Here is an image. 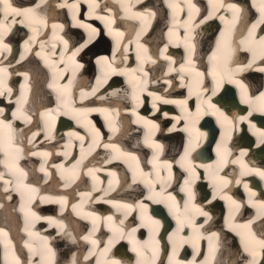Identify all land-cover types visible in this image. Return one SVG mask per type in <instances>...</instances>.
Returning <instances> with one entry per match:
<instances>
[{"label": "bare ground", "instance_id": "obj_1", "mask_svg": "<svg viewBox=\"0 0 264 264\" xmlns=\"http://www.w3.org/2000/svg\"><path fill=\"white\" fill-rule=\"evenodd\" d=\"M45 1L41 3V0H12L14 6L22 8H35L39 4L40 6L36 9L37 15L45 19L47 25H34L37 27V32L33 33L27 24H17L4 37V42L10 46L11 51L0 50V67L7 68L5 81L12 89L11 95L6 93L0 97V107L5 109L0 118L13 123L16 130V141L24 149L18 162L19 167L27 173L23 183L37 189L35 193L27 189L17 191L15 177L7 172L5 179L10 180L11 183L5 185L3 181H0V229L7 234L6 236L0 235V264H6V242H10L7 247V264H13L14 258H18L21 264H29V262L50 264L55 257V264H72L73 260L76 264H98V262L99 264H111L112 260H119L121 264H155L160 255L164 264H168L169 257L173 256L174 241L179 242L176 237L169 240V236L177 230V215L180 216L181 221L185 220L183 211L187 194L181 192L180 188L188 175L185 169L181 168L179 161L184 153L183 145L188 144L189 132L184 130L187 121L182 118L185 113L179 104H165L162 100H157L155 101L156 108H153L154 100L149 93H156L166 100H188V111L193 113L196 111L198 96L200 101L211 97V103L235 121L234 125H228L223 122L222 118L218 119V114L213 115L204 104L206 114L202 117L208 116V118L202 121L204 119L201 117L194 126L190 124L188 126L192 128L194 137L195 129L206 134L199 137L198 141L194 139L197 146L189 160L196 167V171L202 170L199 177L205 181L204 185L198 181L192 184L191 187L195 193L193 203L208 212L211 219L205 224V217L195 216L196 224L202 225L200 229L202 238L194 241L195 247L193 243L179 247L174 260L179 261L180 264H190L195 256V264H248L252 258L243 250L244 245L241 242L240 233H247L249 230L237 226L247 225L251 221L250 231L258 239H264V208L261 207V202H264V178L257 175L255 171L256 169L264 170L263 164L261 168L259 166V163L264 161V136L260 134L264 132V117L260 118L259 122L252 116L245 121H240L238 117L248 116L249 112L264 114V111L260 110L264 108V101L257 99L260 95L258 90L262 89L264 92V72L260 71L264 68V62L261 60L256 62V59L253 62V51L249 58L247 53L243 52L240 55L241 59L230 60L228 68L233 70L231 75L227 72L221 73L214 80L212 71L206 72L205 69L207 66L213 68V61L209 57L217 51V48L209 50L210 43L206 47L204 46L206 43L201 42L202 38L210 36V32L220 27L218 37L214 41L216 43L222 41L223 38L219 37L222 32L237 28L235 18L238 13L241 12L240 16H246L245 18L252 15L250 6L254 8L261 20V0H249L250 5L246 4L248 0H212V3L209 0H190L195 8L191 9L193 19L187 26H185V21H188L190 9L186 0H142V2L138 0H95L91 10L88 11L89 5H85V10L79 16L77 14L81 9L80 3L87 4L88 0H50L48 3ZM53 3L55 8H52ZM169 3L179 4L180 7L174 10L169 7ZM72 5H78V7H71ZM228 5H235L239 12L230 9ZM197 8L201 12L199 16H197ZM147 10L155 15H149ZM85 11L88 12L84 13ZM138 12L145 13L144 17H137L135 13ZM210 13H212L211 18H208ZM99 17H104V19ZM202 20L205 22L200 23ZM80 23L91 25V28H83ZM53 25L63 27L53 29ZM92 28H95L98 33H101L102 28V34L107 38L110 37L111 40L100 38L96 41L98 35L92 34ZM188 28L191 29V38L186 39ZM251 28L252 25L249 30ZM78 30L84 34V41L70 49L72 53L67 52L65 56H60L62 53L54 51L58 39L48 38V33L54 37L60 36L61 32L66 35L77 32L76 36L80 38L82 34H79ZM116 33H123V36H118ZM258 33L255 36L257 41L261 37ZM62 39L66 37L62 36ZM249 39L248 35L240 40V43ZM25 41H28L27 48ZM66 41L71 46L72 41H75V36H70ZM108 42L114 45L113 53L120 49L118 55L123 56L124 59L132 57V61L129 64L119 65L114 63L106 52L102 55L94 54L93 50L105 47ZM186 43L195 44V50L191 53L192 64L188 63L189 50L185 47ZM82 44H86L87 47L76 55L81 59H74L72 65L64 63L66 59L72 58L73 53ZM166 45L167 50L165 51ZM240 49L249 50V45L241 43ZM181 52L185 53L182 58L179 57ZM18 53L20 54L16 59L15 56ZM41 53L44 54L40 55ZM22 55L24 59L21 60ZM105 55L112 67L118 69L116 73H113L103 61L97 63V60ZM149 56L156 61L155 64L147 59ZM165 56L171 58L167 65L168 59H165ZM245 61L248 62L243 65L242 62ZM250 62L253 64L248 67ZM181 65H184L186 69L195 68L196 71L203 72L204 76L200 78L194 73L182 72ZM169 67L175 71L169 72ZM241 67L245 69L243 72L234 71ZM141 68L143 71H140ZM119 70H126L129 74L120 75ZM132 70L136 71L132 72ZM79 71L82 73L77 75L80 77V83L75 85L74 95L66 99L67 96L62 95L65 91L64 86L71 87L69 76ZM149 71L151 74L148 75ZM44 72L47 73L46 76L54 74V78L48 79ZM25 74H27V79H25ZM182 76L183 79H181ZM102 77L103 80L110 77L113 80L104 89L101 88ZM206 77L208 80L205 79ZM98 78L99 84L97 83ZM174 78L177 79L174 80ZM200 79L203 82L205 79L207 85L202 86L203 83L201 86L197 85ZM130 80L137 85L138 100L136 101L132 99L133 83H130ZM252 80L255 81L254 88L251 85ZM218 81H220L219 87H217ZM241 84L247 89L244 99H248L249 103H244L242 100ZM189 87L194 93H198V96H189ZM142 88L143 91H141ZM93 89H96L95 95H91ZM213 89H216L214 96L212 95ZM22 92L23 98H21ZM113 92L117 95H112ZM224 95L229 97V100L227 103L220 104ZM86 98H91V100L84 102ZM61 99L67 104V108L61 104ZM18 100H21L19 111ZM256 105L258 107H255ZM71 108H96L108 109V111L90 112L86 119L81 117L80 123H77L71 115L63 114ZM49 110H52L51 116L45 115ZM13 112L17 113V118L12 116ZM164 113H168L167 118L164 117ZM138 116L160 125V131L150 137L151 140L164 145V155H160L159 159L154 162L156 167L150 163L153 161L156 150L144 143L148 128L145 127L143 121L136 123ZM26 117H31V120L28 121ZM98 117L105 121L107 132L101 126ZM176 117H181L179 122L175 119ZM46 119L50 123V134L49 128L45 126ZM58 120L60 125L56 127ZM88 121L91 123L89 124ZM200 121L204 122L201 126ZM211 121H214V124ZM210 122L211 124L208 125ZM110 123L118 131L113 132L109 127ZM173 124L178 129L175 127L174 131L168 133L167 129ZM93 125L99 131V135L95 134ZM244 126L250 140L233 138L237 129L242 130ZM37 132L39 135L34 137L33 133ZM69 133H78L79 136L84 137L83 142L77 136H69ZM180 134L183 136L182 139ZM29 139L32 140L31 144L28 143ZM105 144L110 147L105 148ZM112 145L116 147L113 148ZM204 145L206 148L209 147L206 156L203 159L195 157L199 150L197 148H204ZM217 145L220 146L219 149ZM212 148L217 155H211L209 158L208 151ZM34 152H47L49 155H31ZM242 152L245 154L241 155ZM127 153H131V156L126 155ZM133 156L136 159H132ZM164 161L172 165V178L167 183L161 181L156 186L153 182H156L157 168L160 169L162 177L168 176V170L162 167ZM122 163L126 164L129 174L122 172ZM41 165L46 169L45 172L40 171ZM201 165L209 167H200ZM215 169H218L219 177L227 180L236 178L241 183L230 186L227 184L213 199V193L217 191L216 186H213L214 181L221 183L218 177H215ZM231 169L237 173L232 175ZM0 171H5L3 165H0ZM241 172L246 175L242 176ZM252 176L260 180V185L253 184ZM209 180L212 181L208 182ZM148 181L154 185V192L150 190ZM245 183L249 186L247 190L244 188ZM234 186H237L238 191ZM21 192H23V197ZM155 193H160V195L156 196ZM241 193L243 199L240 197ZM149 195H153L154 199L149 200ZM169 195L174 196L175 201L167 199ZM29 197L33 198L31 202H29ZM60 197H63L66 203L55 202ZM226 197H231V200H235L240 207L236 208ZM43 198L50 199L45 202ZM157 200L163 202L158 203ZM217 201L223 212L217 213L220 210L216 204ZM140 202L148 206V216L160 221L161 226L158 230L146 218L143 222L146 226H142L141 212L137 207ZM22 204L25 210L31 208V211L42 219L36 220L31 215L26 217L25 212L21 211ZM121 205H132V208L126 209L120 207ZM177 207H179V213H177ZM249 210L246 216H242L243 211L248 212ZM71 213H74L77 218L73 219ZM165 216L171 219V224H166L167 227L163 228L164 224L161 220L165 219ZM49 217L53 221H61L65 226L64 230L61 231L56 223L50 222L47 219ZM108 217L112 219L109 220ZM82 219L84 222H81ZM94 219L95 225L93 224ZM40 221L41 225L45 224V227L42 228L40 224H37ZM118 228L123 229V238L118 239L114 235L113 230ZM133 228L137 231L129 235ZM213 232L217 234V237L210 242L208 237ZM89 234L92 240L97 241L95 246L91 240L82 239ZM180 235L191 237L193 230L185 227ZM110 239L114 241L111 246L108 243ZM50 240L59 242L58 244L54 242L47 244ZM103 240L106 241L104 244ZM116 244H120V252L110 251L111 247ZM168 245L171 246V251L166 256L164 253ZM185 247L188 248L187 251L190 250L191 254L186 258L180 257V251ZM106 248L108 251L105 253ZM127 248L134 252V255L127 253L125 250ZM49 249L51 253L54 251V256L48 257L47 250ZM257 253L258 264H264V254L259 248H257ZM85 257L88 259L85 260Z\"/></svg>", "mask_w": 264, "mask_h": 264}, {"label": "snow or ice", "instance_id": "obj_2", "mask_svg": "<svg viewBox=\"0 0 264 264\" xmlns=\"http://www.w3.org/2000/svg\"><path fill=\"white\" fill-rule=\"evenodd\" d=\"M138 2H142V0H138ZM186 2L189 5V12H188V21H185V26H187L189 24V22L192 21L193 19V15L191 12L192 8H195V5L191 4L190 0H186ZM210 3H212V0H209ZM41 3H43V0H41ZM95 4V0H90V6ZM40 5H36L35 8L33 7H17L14 6L12 0H0V50H7V51H11L10 46L8 44H6L4 42V37L10 33L13 29V27H15L17 24L20 25H24L27 24V26L29 28H31L33 33L37 32V27L39 25H47V21L41 17H39L37 15V11L36 9L39 7ZM62 7L65 5H61ZM98 6V5H97ZM221 7L223 5H220ZM71 7H78V5H72ZM169 7L173 8L174 10L176 8H179V4H175V3H169ZM228 7L230 9H233L235 12H239V9L235 6V5H228ZM149 15H155V13L151 12L150 10H147ZM200 10L197 8L196 12L198 13ZM260 13H261V17L262 19L258 22V23H254L252 25V28L249 30V37L250 39L247 41H241V43H247L249 45V50L253 51V62L255 61V59L257 57H259V59L261 60V62H264V36H261L259 38V40L257 41L255 39V32L254 30L260 25V24H264V0H261V7H260ZM135 15L137 17H141L143 18L145 13L143 12H138L135 13ZM212 13L209 14L208 18H211ZM100 19H104V17H99ZM73 19L75 20L76 17L74 16ZM221 19H224L223 17H221ZM10 22V23H9ZM79 23V21H77ZM205 21H200V23H204ZM80 26L83 28H91V25H87V24H83L80 23ZM56 27H63L62 25H53V29H55ZM264 30V29H262ZM171 31V30H170ZM92 34L95 35H99L98 31L95 28H92ZM110 35L112 34L111 31L109 33ZM116 35L118 36H123V33H116ZM221 37L224 38L222 41H218L217 42V51H214L212 53V55L209 57V59L211 61H213V68H212V76L213 79L216 80L217 76L220 75L221 73H225L227 72L229 75H231L232 73V69L228 68V64L231 60V55H232V49H231V42L225 38V33H221ZM191 38V29L188 28L187 29V34H186V39ZM118 46H119V41L117 42ZM64 45L67 48L68 46V41H64ZM25 47H28V41H25ZM87 47L86 44H82L79 48L76 49V51L73 53V56H76L77 54H79L83 48ZM142 47V46H140ZM185 47L189 50V59H188V63L192 64V58H191V53L194 52L195 50V44L193 43H186ZM167 50V45L165 46V51ZM147 50L145 49V52ZM163 55V53H161ZM37 55H39V53H37ZM115 57V53H113V58ZM24 59L23 55L21 56V60ZM137 59H140V56H137ZM148 60H150L153 64L156 63L155 60H152V58L149 56L147 57ZM165 59L171 60L170 57L165 56ZM101 61H103L108 68L111 69V71L113 73H116L118 71L117 68L112 67V64L109 62L108 57H100V59L97 60V63H101ZM252 62L249 63L248 67H251ZM78 67H80L78 65ZM182 72L183 71H188L189 73H194L196 77H200L202 78L204 76L203 72H198L195 70V68H188L186 69L184 65H181V69ZM245 69L244 68H236L234 71L235 72H243ZM7 68L4 67H0V97H3L6 93L8 95H11L12 93V89L10 87L7 86L6 81H5V75L7 74ZM136 70H132V72H135ZM140 71H143L142 68L140 69ZM169 72L175 71V69H173L172 67H169L168 69ZM260 71L264 72V68H261ZM119 74L120 75H128V71L126 70H119ZM144 75H147L146 73H144ZM25 79H27V74H25ZM138 79V78H137ZM181 79H183V76L181 77ZM130 83H133L132 80L129 81ZM230 82H236L237 81H230ZM97 83H100L99 78L97 79ZM203 80L200 79L198 81V84L202 85ZM71 84V81H69V85ZM220 81L217 82V87H219ZM24 86H22L23 88ZM49 87H53V85H49ZM136 87L137 85L135 83H133V94H132V99L133 101L138 100V95L136 93ZM241 89H242V100L244 103H249L250 101L248 99H244V96L246 95L247 89L245 88L244 85H240ZM67 88L68 86H64V93H62V95H66L67 94ZM144 89L142 88L141 91H143ZM205 91H207V89H205ZM96 93V89H93L91 95H95ZM112 95H117L116 92H113ZM149 95H151L153 97L154 103H153V108H156V103L155 101L157 100H162L163 103L168 104V103H172V104H179L181 106L182 111L185 113L184 117H182L185 121L188 122V124L193 125L198 122V120L206 114V110L203 108V105L206 104L207 105V109L212 111L213 115H217L218 114V119L222 118L223 122H226L228 125H234L235 121L230 119L227 115H225L222 111H220V109L216 108V106L214 104L211 103V97L208 98V100H204V101H200L199 100V96L198 93H194L192 91V88L189 87V96L192 95H197L198 96V102L196 104V111L195 113L188 111L187 105H188V100H179V101H174V100H166L163 99V97L158 96L156 93H149ZM212 95H216V89L212 90ZM83 96V94H82ZM21 98H23V92L21 93ZM258 100L264 101V92H261L259 97H257ZM18 104V111H19V106L21 104V100L17 101ZM61 104H64V107L67 108V104L64 103L63 99H61ZM59 110V109H57ZM261 111H264V108L260 109ZM51 111L49 110L48 113H46L45 115L47 116H51ZM97 111H103V112H107L108 109H77V108H71L68 109L67 111H65L63 114L64 115H71L73 119L77 120V123H80V119L81 117H83L84 119H86L87 114L90 112H97ZM135 111V110H134ZM5 112V109L3 107H0V117L3 116ZM252 112L248 113V116H239L238 119L240 121H245L248 119L249 116H252ZM12 116L14 118H17V113L13 112ZM168 113H164V117L167 118ZM26 119L28 121L31 120V117H26ZM177 120V122H179V120L181 119V117H176L175 118ZM141 121H143L144 125L146 128H148V132L145 136L144 139V143L149 145L150 147L154 148L156 150V154L153 157V161H150V163H153V166L156 167V164L154 163L155 161H157L159 159L160 153L163 152L164 150V145L162 143H158L154 140H151L150 137L154 136L156 132L160 131V125L155 123L152 120H148L145 119L144 117H139L136 121V123H140ZM88 123L90 124L91 121H88ZM45 126L47 128H49V134L51 132V127H50V123L49 120H45ZM109 127L111 128V130L113 132L118 131L117 128L114 127V125L112 123L109 124ZM176 125L173 124L172 127L167 129L168 133H171L172 131L175 130ZM94 132L96 135H99V131L97 129H95V126H92ZM185 131L189 132V140H188V145L185 146L184 148V153L182 156H180V166L181 168H184L185 171L188 173V178H186L183 181V186L180 188V191L183 193L187 194V201L184 204V211H183V216L185 218L184 221H181L180 216L177 215V230L176 232L173 233L172 236H169V240H173L174 237H176L178 239V243H176L174 241V245H173V256L169 257V261L168 264H180L179 261L174 260V257L177 253V249L179 247H181L183 244H187V243H193V247H195V243L194 241L196 239H200L202 238L200 235V229L202 227V225L198 226L196 224L195 221V216H202L205 217L204 223L206 224L208 222L209 219H211V217L209 216L208 212L204 211V209L196 204L193 203V201L195 200V193L192 190V184L195 183V181L197 179H199V174L196 172V167L190 162L189 157L191 155V152L194 151L195 147L197 146L194 143V139L196 141H198L199 137L206 135L205 133H202L199 131V129H195V137L193 136V131L191 127L186 126ZM261 136H264V132L260 133ZM39 133H33V136H38ZM69 136H77L81 142H83L84 137L79 136L78 133H69ZM28 143L31 144L32 140L29 139ZM105 148L110 147V145L105 144L104 145ZM111 147L115 148V145H112ZM219 145H217V148L219 149ZM118 150V149H117ZM24 152V149L22 147L19 146V144L16 141V130L13 127V123L6 121L3 118H0V165H3L5 171H0V181H3L5 185H8L11 183L10 180L5 179V173L7 172V174H9L10 176L15 177L16 179V190L17 191H21V189H27L29 192L31 193H35L37 191V189L32 188L29 185H25L23 183V179L27 176V173L24 172V170L22 168L19 167V160L21 158L22 153ZM245 153H241V155H244ZM31 155H43V156H48L49 153L44 152V153H31ZM126 155L131 156V153H127ZM132 159H136V157H132ZM79 163V161H78ZM233 163H235V161H233ZM163 168H166L168 170V177L164 178L161 176L160 174V169L157 168L156 170V176L157 179L159 181H163L164 183H167L168 181L171 180L172 176H171V167L172 165L167 162L164 161ZM200 167H209L206 165H201ZM40 171L45 172L46 169L44 168L43 165H41ZM91 171V170H90ZM256 174L259 175L261 178H264V170H259L256 169ZM241 175H246V173L241 172ZM216 176L218 177V179L221 181V183L219 184H214L217 188V191L213 193V199L216 198V196L218 195L219 191L223 189V187H225L228 183H230V181H228L227 179L223 178V177H219V173L217 171ZM149 184L150 190L154 192V185H152L151 181L147 182ZM237 184H240L241 181L240 180H236ZM248 184L245 183L244 184V188L247 190L248 189ZM5 191H7V188H5ZM21 195L23 197V192H21ZM90 195V194H88ZM156 196H159L160 193H155ZM254 195V193L252 194ZM227 199L231 200V197H226ZM33 198L29 197V202H31ZM48 199L50 198H43V200L46 202ZM149 200H153L154 196L153 195H149L148 196ZM167 199H170L172 201H175V197L169 195V197H167ZM55 202L60 203V204H64L66 203L65 199L63 197H60L59 199H57ZM156 202H163L162 200H157ZM209 203H211V201H209ZM231 203L236 207L239 208L240 205L235 201V200H231ZM120 207L126 208V209H131L132 205H121ZM137 207L140 209L141 212V221H142V226H146L143 224L145 218L151 222L152 226L155 229H159V227L161 226V223L159 220H155L153 219L151 216L147 215V209L148 206L143 203L140 202ZM261 207L264 208V202H261ZM170 211L172 210L171 207L169 209ZM21 211L25 212L26 217L28 215H31L33 218H35L36 220L42 219L41 217L37 216L35 212L31 211V208H28L27 210H25L24 205H21ZM177 213H179V207H177ZM176 213H174L175 215ZM91 215V214H89ZM50 222L52 223H56L58 227H60L61 231L64 230V225L61 221H53L51 217L47 218ZM98 219V218H97ZM109 220H111V217H108ZM93 224L95 225V219L93 220ZM121 224H123V221H121ZM250 224L251 221L249 222V224L247 225H238L237 227L240 228H244V229H248L249 231L247 233L245 232H241L240 236H241V242L244 245V252L248 253L251 256V260L248 261V264H258V261L256 259L257 257V248L260 249V252L262 254H264V239H258L256 237V235L254 233H252L250 231ZM231 226V225H230ZM185 227H190L193 230V235L191 237H185V236H181L180 233L183 232ZM114 235L117 236V238H123L122 233H123V229H114ZM137 231L136 228L132 229V232L129 235L134 234ZM0 235H4L6 236L7 234L4 233L3 229H0ZM31 235V233H30ZM217 237V234L215 232L211 233V235L208 237L209 241L211 242L213 238ZM83 240L85 241H89L91 240V243L93 244V246H95L97 244L96 240H92L91 239V234L86 235L84 237H82ZM73 242H75V238H73ZM8 243L10 242H6L5 248H6V255H5V260H6V264H7V247H8ZM109 246H111L114 241L112 239L109 240ZM30 250H31V246ZM136 250V249H134ZM49 251L51 252V249H49ZM108 251V249H105V253ZM53 256L55 255V253H52ZM90 255H92V253L90 252ZM88 257H85V260H87ZM13 264H21L20 260L18 258H14V262ZM29 264H31V262H29ZM72 264H76V261L73 260ZM99 264V262H98ZM111 264H121V261L119 260H112ZM190 264H195V256L193 257V260L190 262Z\"/></svg>", "mask_w": 264, "mask_h": 264}, {"label": "rangeland", "instance_id": "obj_3", "mask_svg": "<svg viewBox=\"0 0 264 264\" xmlns=\"http://www.w3.org/2000/svg\"><path fill=\"white\" fill-rule=\"evenodd\" d=\"M177 128V127H176ZM178 129V128H177ZM180 138L182 139L183 138V136L180 134ZM179 137H178V139H180ZM170 146H174V144H170ZM63 250H65V248L64 247H61Z\"/></svg>", "mask_w": 264, "mask_h": 264}]
</instances>
